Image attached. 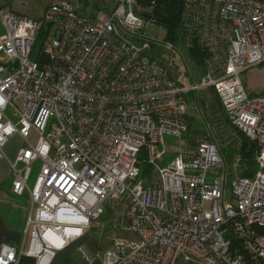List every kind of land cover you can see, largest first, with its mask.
<instances>
[{
	"label": "built area",
	"instance_id": "built-area-1",
	"mask_svg": "<svg viewBox=\"0 0 264 264\" xmlns=\"http://www.w3.org/2000/svg\"><path fill=\"white\" fill-rule=\"evenodd\" d=\"M184 2L192 28L218 29V38L203 42L214 68L198 85L185 86L144 53L148 43L137 45L147 23L137 0H93L86 9L61 0L39 19L0 6V158L18 135L24 146L8 161L11 189L29 200L22 246L0 244V264H19L21 256L48 264L107 211L110 227L138 242L115 239L101 253L80 246L88 264H245L230 251L231 230L244 239L246 264H264V94L248 95L240 80L264 64V0ZM45 27L52 38L33 58ZM218 46H226L222 65ZM44 53L47 63L39 61ZM211 88L257 147L255 174L232 183L235 205L224 202L227 165L215 142L197 136L181 145L187 94ZM165 136L177 146L168 148ZM142 162L152 168L147 178Z\"/></svg>",
	"mask_w": 264,
	"mask_h": 264
},
{
	"label": "rangeland",
	"instance_id": "rangeland-1",
	"mask_svg": "<svg viewBox=\"0 0 264 264\" xmlns=\"http://www.w3.org/2000/svg\"><path fill=\"white\" fill-rule=\"evenodd\" d=\"M61 0H33L32 9L28 11L29 18L32 19H39L44 13L43 6L46 4H52L54 2H58ZM68 1V0H66ZM89 0L85 2L80 1L81 6L83 8H87ZM87 6V7H86ZM139 31V37L143 40H137V45L141 46L144 43L149 44V48L144 51V53L154 60L159 62L162 66L166 68H171L173 72L176 74V78L179 82L184 84L185 86L188 85H198L203 78V73L198 67L193 63L188 55V51L185 48V45L181 42H165L167 36V30L163 25L154 23V22H147L142 23ZM218 34V29H210L201 32V41L204 42L210 38V36L216 37ZM46 36L43 42L46 40H51L52 37ZM218 38V37H216ZM183 41V40H182ZM38 41L34 48L33 58L37 56L39 49L41 48L42 43ZM219 50V55H217V65H222V54L224 51L223 47H217ZM218 53V52H217ZM208 72V71H207ZM205 72V74L207 73ZM241 83L246 91V93L250 96H259L264 94V64L259 66L251 67L245 70L240 75ZM215 96L214 94L208 89L201 92H191L187 95V119L190 124V131L188 134L183 137L181 145L183 142H190L189 140L193 139L196 135H207L208 137H213L214 141H217V138L214 134V127L213 122L218 112L214 109L215 104ZM223 116L220 113V119ZM214 119V120H213ZM164 142L168 146V148H172L173 146H177L178 142L171 137L165 136ZM218 147L220 150H227V154L230 156L228 161L225 159L227 163V178H226V185L224 189V202L229 203L231 205H235V200L232 195V183L235 179L238 178H250L255 174L256 165L254 162V156L252 157V175L251 176H243L242 174V160L241 156L238 153V148L234 142L229 141H217ZM24 146V142L18 135H13L9 138L7 144L4 147L5 151L15 152L18 148ZM234 151V152H230ZM237 151V152H235ZM173 154V153H172ZM173 155L167 154L164 157L163 165H166L171 159ZM38 172V163H35L32 168V174L30 176L29 184L31 185L33 179ZM110 216L104 214L99 220L101 227L98 229L91 230L96 242L99 243L100 249L102 252L104 249H109L114 240H124L126 242L135 241L138 242V238L134 236L133 233L129 232H122L120 230H113L109 225ZM26 249V244L24 246ZM248 256V255H247ZM244 257L243 262L246 264L248 262L249 257ZM176 264H187L181 260H178ZM191 264H198V263H191ZM216 264H222L218 262Z\"/></svg>",
	"mask_w": 264,
	"mask_h": 264
},
{
	"label": "trees",
	"instance_id": "trees-1",
	"mask_svg": "<svg viewBox=\"0 0 264 264\" xmlns=\"http://www.w3.org/2000/svg\"><path fill=\"white\" fill-rule=\"evenodd\" d=\"M85 2L86 0H80ZM92 1V3H91ZM89 0V4H93V0ZM188 7L186 6L184 0H137L136 14L145 22H154L160 25H163L167 30V36L165 42H181L185 45L188 55L193 63L202 71L203 76L205 72L210 71L214 68L212 54L208 52L206 46L201 41V30L195 29V26L192 28L191 24L185 20ZM49 27L43 28L38 36L37 42H43L46 36L49 33ZM183 40V41H182ZM226 52V46H224V51L222 54L223 58ZM152 58V57H151ZM153 59V58H152ZM213 94L214 90L209 89ZM188 95V94H187ZM215 96V94H214ZM215 106L214 109L218 112L214 114L216 116L213 122L214 134L217 138V141L234 142L238 148V153L241 156L242 160V174L243 176L252 175V157L255 155L257 147L255 142L248 139L241 131H239L232 123L227 114L223 111L218 98L215 96ZM220 113L223 118L220 119ZM187 118V117H186ZM188 132L190 131V124L187 119ZM197 136H207V135H196L193 139L189 140V143H193L194 138ZM208 137V136H207ZM214 141L213 137H208ZM217 141L215 144L218 146ZM219 149V147H218ZM230 152H234L229 150ZM221 156L225 157L228 161L230 156L227 154V150H220ZM237 152V151H235ZM225 161V160H224ZM225 164L227 165L226 161ZM141 167V177L147 178L152 175V168L145 162L140 164ZM106 214L110 216V212L107 211ZM230 239V251L232 254H240L244 257H249L250 255L244 249V239L239 237L237 232L231 230L227 236ZM244 260V258H243ZM250 259H248V262ZM19 264H35V261L31 258L21 256L19 259ZM191 264V263H188Z\"/></svg>",
	"mask_w": 264,
	"mask_h": 264
},
{
	"label": "crops",
	"instance_id": "crops-1",
	"mask_svg": "<svg viewBox=\"0 0 264 264\" xmlns=\"http://www.w3.org/2000/svg\"><path fill=\"white\" fill-rule=\"evenodd\" d=\"M33 5V0H0V6L5 12L12 11L28 18V11L32 9ZM49 5L43 6V10L45 11ZM3 33L4 28L0 20V39ZM16 151L10 152L3 149L6 157L0 158V244H7L19 249L23 242V230L29 211V200L27 194L17 197L12 193V175L8 161L13 160ZM100 227L99 220L92 223L90 228L83 230L79 238L58 249L48 264H88L84 262L77 249L84 246L90 252L101 253L100 245L95 241L91 231ZM47 236L50 237L52 234L47 233ZM94 264H101V260H96Z\"/></svg>",
	"mask_w": 264,
	"mask_h": 264
},
{
	"label": "bare ground",
	"instance_id": "bare-ground-1",
	"mask_svg": "<svg viewBox=\"0 0 264 264\" xmlns=\"http://www.w3.org/2000/svg\"><path fill=\"white\" fill-rule=\"evenodd\" d=\"M77 230H75V232H76ZM66 234H71L72 232H74V230H71V229H66ZM46 236V238L49 240V241H51L52 243L54 242H56V240H54L55 239V236L54 235H52V236H50V237H48L47 236V234L45 235ZM58 244V243H57Z\"/></svg>",
	"mask_w": 264,
	"mask_h": 264
},
{
	"label": "water",
	"instance_id": "water-1",
	"mask_svg": "<svg viewBox=\"0 0 264 264\" xmlns=\"http://www.w3.org/2000/svg\"><path fill=\"white\" fill-rule=\"evenodd\" d=\"M39 61L42 62V63H47V62H48V55L45 54V53L42 54V55L40 56Z\"/></svg>",
	"mask_w": 264,
	"mask_h": 264
}]
</instances>
